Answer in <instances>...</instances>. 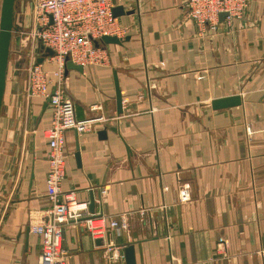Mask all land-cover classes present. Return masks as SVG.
Wrapping results in <instances>:
<instances>
[{
  "label": "crops",
  "instance_id": "0c3cea01",
  "mask_svg": "<svg viewBox=\"0 0 264 264\" xmlns=\"http://www.w3.org/2000/svg\"><path fill=\"white\" fill-rule=\"evenodd\" d=\"M246 2L241 18L211 30L190 19L186 0H124L115 16L123 37L102 44L106 63L76 70L64 62L63 94L75 118L91 123L65 133L61 191L93 199L89 215L105 222L128 219L127 230L101 239L66 224L65 264H125L127 245L135 264H264V0ZM29 8L19 0L22 40L17 49L12 36L0 109V264L39 263L30 228L51 206L41 133L51 108L25 94L41 56L28 40ZM39 65L58 68L52 57ZM226 98L238 103L212 106ZM110 247L122 257L110 259Z\"/></svg>",
  "mask_w": 264,
  "mask_h": 264
},
{
  "label": "built area",
  "instance_id": "2783aa9c",
  "mask_svg": "<svg viewBox=\"0 0 264 264\" xmlns=\"http://www.w3.org/2000/svg\"><path fill=\"white\" fill-rule=\"evenodd\" d=\"M30 5L31 40L53 51L58 63L54 71L43 70L33 63L28 71L25 94L28 98L42 97L51 108L49 126L41 133L47 143L46 196L51 206L47 217L31 226V231L40 237L41 253L38 264H65L62 250V228L66 224H80L95 239L104 238L108 230H127L126 215L104 221L102 217L88 213V204L76 200L74 192L61 191L65 177L66 155L63 152L65 133L69 130L85 132L90 128V119L77 120L73 102L62 90V69L67 57L80 67L104 65L106 48L100 42L103 36L122 38L124 30L112 14L113 8L124 0H28ZM246 0H186L190 19L199 27L216 29L219 15L229 23L241 18ZM53 86V90L50 87ZM51 90V91H50ZM180 203L190 201L188 188L180 187ZM146 210H140L143 214ZM93 215V216H91ZM110 259L122 257L120 249L108 248ZM264 256V251H260Z\"/></svg>",
  "mask_w": 264,
  "mask_h": 264
},
{
  "label": "water",
  "instance_id": "95a60500",
  "mask_svg": "<svg viewBox=\"0 0 264 264\" xmlns=\"http://www.w3.org/2000/svg\"><path fill=\"white\" fill-rule=\"evenodd\" d=\"M26 1V0H25ZM19 0H1L0 3V109L2 105V98L4 94L5 81L7 75V67H8V58L10 53V44L12 40V36L15 38L16 48L18 49L20 40H22V36L20 34L21 28L16 24V12L17 5ZM112 14L122 15V7L118 6L113 8ZM225 13L219 15V21L221 22ZM119 44L120 40L114 36H103L100 39V42H94L95 46L98 44ZM39 51L41 52L40 58L37 60V64H40L45 57H52L54 55L53 51L48 48H44L38 42ZM65 66L67 69H76L81 70L82 68L78 65L73 64L67 57L65 58ZM116 103H117V113L120 114V105H121V97L118 89L116 90ZM238 103L237 98H226L221 101H216L212 103V106L217 108H227L230 106H234ZM94 207L93 199L90 200L88 204V210L92 211ZM124 260L125 264H135L134 262V251L132 245H127L123 248Z\"/></svg>",
  "mask_w": 264,
  "mask_h": 264
},
{
  "label": "rangeland",
  "instance_id": "374dc122",
  "mask_svg": "<svg viewBox=\"0 0 264 264\" xmlns=\"http://www.w3.org/2000/svg\"><path fill=\"white\" fill-rule=\"evenodd\" d=\"M0 3H1V0H0ZM29 41L31 40V37H30V39H28ZM13 64V63H12ZM31 68V67H30Z\"/></svg>",
  "mask_w": 264,
  "mask_h": 264
}]
</instances>
